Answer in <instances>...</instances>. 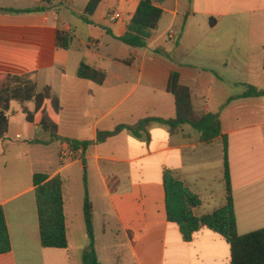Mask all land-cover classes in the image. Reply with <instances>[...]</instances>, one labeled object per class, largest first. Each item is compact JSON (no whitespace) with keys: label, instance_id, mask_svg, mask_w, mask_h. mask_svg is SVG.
I'll list each match as a JSON object with an SVG mask.
<instances>
[{"label":"crops","instance_id":"obj_1","mask_svg":"<svg viewBox=\"0 0 264 264\" xmlns=\"http://www.w3.org/2000/svg\"><path fill=\"white\" fill-rule=\"evenodd\" d=\"M80 1L72 27L60 17V0H0V8L19 10H0V73L28 75L38 92L50 86L62 107L58 135L92 142L74 160H62L69 143L51 140L26 119L34 102L11 101L8 133L0 141V206L12 248L0 255V264H84V175L100 264H231L230 245L220 234L204 227L191 241L183 239L179 225L168 220L163 180L170 170L198 196V217L223 207L222 136L206 143L189 124L170 132L158 122L140 134L123 130L102 142L98 133L146 117L174 118L168 83L178 72L194 110L220 114L237 233L263 229L264 96L242 95L250 86L264 90V0H166L145 48L116 39L140 0H117L116 9V0H102L92 23L81 17L89 0ZM33 8L41 11H25ZM114 11L121 13L117 21L109 19ZM60 32L68 37L67 49L58 44ZM83 60L106 73L103 84L78 77ZM37 173L64 180L67 248L41 243Z\"/></svg>","mask_w":264,"mask_h":264},{"label":"trees","instance_id":"obj_2","mask_svg":"<svg viewBox=\"0 0 264 264\" xmlns=\"http://www.w3.org/2000/svg\"><path fill=\"white\" fill-rule=\"evenodd\" d=\"M166 0H140L137 9L127 25L125 34L116 37L119 41L134 48H145L162 19L164 10L161 5ZM102 0H89L83 15L85 23H92L94 15ZM0 10L18 12L15 9L0 8ZM26 12L41 11L40 8L25 10ZM115 37V36H114ZM59 46L67 49L68 37L63 32L58 34ZM78 77L101 85L106 73L90 66L83 60L78 69ZM168 91L176 100V116L170 119L146 117L136 124H121L112 131L98 133V142L105 141L123 130L140 134L155 122L166 124L170 132H175L185 124L191 125L201 134V140L211 143L219 136L224 140V178L226 183V204L212 214L198 217L193 209L200 205V199L191 192L185 184L170 170L164 173V188L166 193V211L168 220L177 223L187 242L201 228H208L220 234L230 245L231 264H264V228L245 235L237 233V221L231 186V174L228 158V140L222 132L219 113H198L192 104L191 91L180 83L178 72H172ZM264 96V90L250 86L242 97ZM234 99V98H231ZM33 101L34 111L25 110L28 122L41 126L49 132L51 140H66L74 149L82 147L85 151L92 142L69 140L61 138L58 133V117L62 109L60 100L52 93L51 87L46 86L38 92L37 84L28 75H10L0 73V141L6 138L9 129L10 103ZM32 143L43 142L34 139ZM46 143V142H44ZM36 188V199L39 216L41 243L47 248H67L66 222L64 214L63 185L60 175L49 178L48 175L37 173L33 177ZM85 200L84 221L89 244L83 254L84 264H100L95 249V229L93 205L89 197L87 177L84 175ZM11 240L6 222L4 209L0 206V255L11 250Z\"/></svg>","mask_w":264,"mask_h":264},{"label":"rangeland","instance_id":"obj_3","mask_svg":"<svg viewBox=\"0 0 264 264\" xmlns=\"http://www.w3.org/2000/svg\"><path fill=\"white\" fill-rule=\"evenodd\" d=\"M61 2L58 3V6L60 8V17L64 20L65 25H71L72 27H75V22L79 18L78 10L82 8V4L80 0H60ZM71 1H74L71 3ZM115 2V9L117 8V0ZM103 10V9H102ZM104 9L103 11H105ZM101 11V13L103 12ZM93 28V27H91ZM96 32V31H95ZM97 39H100V36L96 35ZM120 44V43H119ZM103 46V45H102ZM91 50L95 52L96 48L91 47ZM87 50L85 51V53ZM81 54L80 52H76L75 50H72L73 56H78Z\"/></svg>","mask_w":264,"mask_h":264},{"label":"built area","instance_id":"obj_4","mask_svg":"<svg viewBox=\"0 0 264 264\" xmlns=\"http://www.w3.org/2000/svg\"><path fill=\"white\" fill-rule=\"evenodd\" d=\"M120 18H121V13L116 12V11L112 12L109 15V19L111 21H117ZM82 153H83V148L82 147H78V148L74 149L69 144V146L66 149L62 150L60 157H61L62 160L66 161V162H69V161L74 160L78 156H80Z\"/></svg>","mask_w":264,"mask_h":264}]
</instances>
